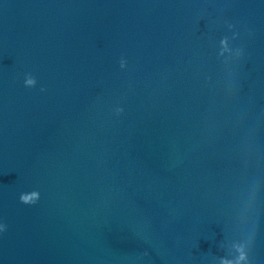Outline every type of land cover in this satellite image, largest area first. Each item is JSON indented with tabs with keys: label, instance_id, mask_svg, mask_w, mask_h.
Here are the masks:
<instances>
[{
	"label": "water",
	"instance_id": "1",
	"mask_svg": "<svg viewBox=\"0 0 264 264\" xmlns=\"http://www.w3.org/2000/svg\"><path fill=\"white\" fill-rule=\"evenodd\" d=\"M0 264H264V0H0Z\"/></svg>",
	"mask_w": 264,
	"mask_h": 264
}]
</instances>
